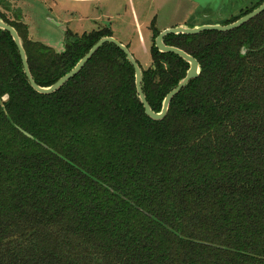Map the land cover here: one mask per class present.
<instances>
[{
  "label": "trees",
  "instance_id": "16d2710c",
  "mask_svg": "<svg viewBox=\"0 0 264 264\" xmlns=\"http://www.w3.org/2000/svg\"><path fill=\"white\" fill-rule=\"evenodd\" d=\"M12 2L0 0V18L18 31L40 86L112 35L68 29L57 51L30 39ZM164 41L200 72L155 121L116 45L43 95L0 29V264H264V11L229 32ZM150 59L137 61L159 112L189 64L155 43Z\"/></svg>",
  "mask_w": 264,
  "mask_h": 264
},
{
  "label": "rangeland",
  "instance_id": "374dc122",
  "mask_svg": "<svg viewBox=\"0 0 264 264\" xmlns=\"http://www.w3.org/2000/svg\"><path fill=\"white\" fill-rule=\"evenodd\" d=\"M257 0H14L29 37L61 51L65 32L111 28L143 67L151 65L156 31L183 25L223 24Z\"/></svg>",
  "mask_w": 264,
  "mask_h": 264
},
{
  "label": "water",
  "instance_id": "95a60500",
  "mask_svg": "<svg viewBox=\"0 0 264 264\" xmlns=\"http://www.w3.org/2000/svg\"><path fill=\"white\" fill-rule=\"evenodd\" d=\"M263 11H264V1L261 5L249 11V13L235 19L229 24H220V23H216L213 25L204 24V25H195V27L177 25L176 27H168V28L162 29L159 32V34L156 36V38L154 39L155 47L157 48V50L159 52L172 53L176 55L177 57L179 56L181 59H184L189 64V67L186 71L184 78H182L175 87H173L171 90H169L165 94L166 96L164 97L162 101L161 109L159 112H154L151 109L150 104L147 100V97L145 96L143 92L142 70H141V67L138 61L134 58L128 46L116 40L112 35L105 36V37L98 39L95 42V44H93L90 47L88 52L77 61L75 66H73L69 72L59 77L52 85L40 86L32 78L29 65L27 63L25 49H24V46L22 45L21 38L16 28L10 26L9 24L4 22L0 18V29L7 31L10 34L14 45L17 46L19 56L21 59V63L23 64V72L26 77V80L29 82L30 87L34 91L40 94H43V95L53 94V92L59 90L66 83H68L72 77H74L84 68V66L88 63V60L92 57V55H94L96 51L99 50L103 45H105L106 43H112L116 45L125 54L126 59L129 60V62L133 66L136 93H137L140 103L142 104L144 113L155 121H161L163 118L166 117L167 111H168V108H169V105L172 99L176 97L179 94V92L182 89H184L190 82H192L193 80H196L200 72V65L197 59L193 58L191 55H189L187 52H185L183 49L179 47L177 48L175 46L167 45L164 41V38L167 35H178V34L196 35L204 31H214V30L219 31V32H229V31H232L233 29H237L241 27L242 25L248 23L250 19L261 14ZM22 132L25 135L31 137V135L27 134L25 131L22 130Z\"/></svg>",
  "mask_w": 264,
  "mask_h": 264
}]
</instances>
